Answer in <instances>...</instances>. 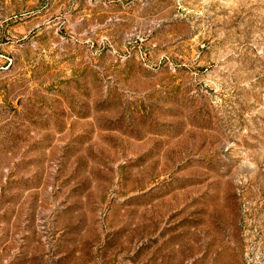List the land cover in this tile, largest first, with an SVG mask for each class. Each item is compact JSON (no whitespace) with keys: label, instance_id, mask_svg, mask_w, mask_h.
Segmentation results:
<instances>
[{"label":"rangeland","instance_id":"rangeland-1","mask_svg":"<svg viewBox=\"0 0 264 264\" xmlns=\"http://www.w3.org/2000/svg\"><path fill=\"white\" fill-rule=\"evenodd\" d=\"M0 264H264V0H0Z\"/></svg>","mask_w":264,"mask_h":264}]
</instances>
